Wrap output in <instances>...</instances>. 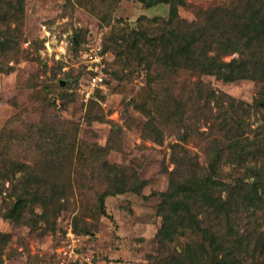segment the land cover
Returning a JSON list of instances; mask_svg holds the SVG:
<instances>
[{
    "label": "rangeland",
    "instance_id": "obj_1",
    "mask_svg": "<svg viewBox=\"0 0 264 264\" xmlns=\"http://www.w3.org/2000/svg\"><path fill=\"white\" fill-rule=\"evenodd\" d=\"M222 1L185 0L178 15L190 22L196 9ZM167 12V5L146 9L137 0H21L12 6L0 0V34H14L11 49L1 62L0 134L26 124L55 122L73 140L75 151H81L80 165L87 178L60 199L59 211L48 208L43 212L30 200L17 215L11 212V197L19 191L0 179L1 264H169L168 248L160 252L156 233L162 220L158 214L160 193L169 186V172L174 167L170 144L175 136L165 135L162 144L141 138L138 124L143 116L133 102L145 84V71L121 66L111 48L103 49L113 31L140 26L150 31L155 27L148 26L152 19H166ZM77 39L81 43L75 48ZM89 44L100 48L98 68L104 77L98 86L88 81L92 75L85 63ZM202 79L236 100L252 103L259 97L261 86L255 81ZM262 112H249L250 135L264 124V108ZM200 130L206 127L201 125ZM195 142L188 147L202 162ZM13 148L11 155L19 154L14 157L20 161H35L33 151L27 158L20 156L26 144ZM103 160L115 165L119 176L133 174L142 182L138 193L106 197L105 214L97 207V194L105 187L100 176ZM236 190L244 193L246 186L237 182ZM245 223L255 239L248 246L250 257L255 254L256 264H264L258 253L264 216L254 214L242 221ZM186 240L176 237L171 246L180 251Z\"/></svg>",
    "mask_w": 264,
    "mask_h": 264
},
{
    "label": "trees",
    "instance_id": "obj_2",
    "mask_svg": "<svg viewBox=\"0 0 264 264\" xmlns=\"http://www.w3.org/2000/svg\"><path fill=\"white\" fill-rule=\"evenodd\" d=\"M20 2L7 0L10 6ZM137 2L146 9L167 5L166 19L154 17L150 31L142 26L115 30L103 49L111 48L121 66L145 71V84L133 102L143 116L138 124L141 138L162 144L165 135L175 136L170 144L174 167L158 204L160 252L168 248L169 264H256L248 247L255 239L242 221L254 214L264 216V124L255 135L249 134V112L264 108V0H223L196 9L190 22L178 15L185 0ZM12 38L14 34H0V72ZM80 43L77 39L75 48ZM204 76L258 82L260 98L252 103L236 100L211 88ZM54 124H26L0 134V179L19 191L11 197L15 215L30 200L43 212L59 211L60 199L87 180L81 151H75L73 140ZM201 125L206 130H200ZM192 140L200 147L202 162L188 147ZM13 147L26 158L33 151L35 161L15 158L19 154L11 155ZM116 168L103 160L100 176L105 187L97 194L102 214L106 197L138 193L142 185L136 175L119 176ZM237 182L246 186L244 193L236 190ZM262 235L258 253L264 257ZM179 236L188 240L177 251L171 243Z\"/></svg>",
    "mask_w": 264,
    "mask_h": 264
},
{
    "label": "built area",
    "instance_id": "obj_3",
    "mask_svg": "<svg viewBox=\"0 0 264 264\" xmlns=\"http://www.w3.org/2000/svg\"><path fill=\"white\" fill-rule=\"evenodd\" d=\"M100 48L96 45L89 44L88 50L85 52V63H87V69L91 70L93 74L89 77L88 81L92 86H98L103 83L102 71L98 68L101 55L99 53ZM94 66V68H92Z\"/></svg>",
    "mask_w": 264,
    "mask_h": 264
}]
</instances>
